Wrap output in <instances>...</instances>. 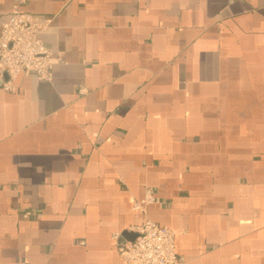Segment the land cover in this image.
<instances>
[{"label": "crops", "instance_id": "crops-1", "mask_svg": "<svg viewBox=\"0 0 264 264\" xmlns=\"http://www.w3.org/2000/svg\"><path fill=\"white\" fill-rule=\"evenodd\" d=\"M20 9L53 67L0 88V264H125L147 219L184 264H264V0Z\"/></svg>", "mask_w": 264, "mask_h": 264}, {"label": "built area", "instance_id": "built-area-1", "mask_svg": "<svg viewBox=\"0 0 264 264\" xmlns=\"http://www.w3.org/2000/svg\"><path fill=\"white\" fill-rule=\"evenodd\" d=\"M29 0H18L6 16H0V88L6 92L16 90L15 80L20 74H33L40 80L49 81L52 76L51 50L44 44L41 33L45 32L50 19L37 20L20 8ZM80 94L85 90L80 89ZM155 202L151 188L144 190L143 197L132 203L133 210L143 211L147 204ZM37 213L25 212L28 218ZM135 237L117 247L125 264H184V258L176 253L175 235L171 229L150 219L133 228ZM114 233L112 238L118 239Z\"/></svg>", "mask_w": 264, "mask_h": 264}, {"label": "water", "instance_id": "water-1", "mask_svg": "<svg viewBox=\"0 0 264 264\" xmlns=\"http://www.w3.org/2000/svg\"><path fill=\"white\" fill-rule=\"evenodd\" d=\"M131 236H132V240L134 239V237H135V234H131Z\"/></svg>", "mask_w": 264, "mask_h": 264}]
</instances>
